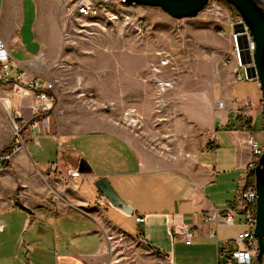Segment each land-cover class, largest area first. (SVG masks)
Instances as JSON below:
<instances>
[{
    "label": "crops",
    "instance_id": "0c3cea01",
    "mask_svg": "<svg viewBox=\"0 0 264 264\" xmlns=\"http://www.w3.org/2000/svg\"><path fill=\"white\" fill-rule=\"evenodd\" d=\"M55 1L66 14L62 0ZM52 4L0 0V40L12 56L3 93L21 71L47 80L53 65L49 49L56 40L60 47ZM225 71L224 79L212 80L206 100L197 103L198 112L174 150L175 161L107 130L67 134L43 124L32 127L39 113L34 94L13 97L26 145L0 162V245L11 248L3 264H113L109 253L119 240L108 233V225L120 235L137 237L171 264H216L218 244L246 228L236 217L234 226L218 227L213 238L214 226L202 217L234 207L239 188L256 166L247 140L264 145L259 84L241 73L235 79L230 67ZM6 122L0 103V152L12 140ZM81 159L90 173H78ZM51 164L58 169L51 170ZM101 177L108 178L133 214L113 207L100 193L95 182ZM175 226L191 228L190 245L174 233Z\"/></svg>",
    "mask_w": 264,
    "mask_h": 264
},
{
    "label": "rangeland",
    "instance_id": "374dc122",
    "mask_svg": "<svg viewBox=\"0 0 264 264\" xmlns=\"http://www.w3.org/2000/svg\"><path fill=\"white\" fill-rule=\"evenodd\" d=\"M256 1L264 9V0ZM59 6L53 0L50 8L60 47L58 40L50 47L53 65L45 73L55 84L47 126L56 132L107 130L175 161L174 150L188 132L189 118L198 112L197 103L208 97L212 80L224 79L227 67L235 79L246 74L242 59L241 74L235 72L232 55V33L241 19L223 0H210L195 18L174 19L159 8L134 5L115 20L97 24L73 20ZM6 123L11 147L16 137ZM5 151L0 152L1 163L12 152ZM107 228L119 240L109 253L113 264H171L137 237ZM10 253V247L0 245L2 264Z\"/></svg>",
    "mask_w": 264,
    "mask_h": 264
},
{
    "label": "built area",
    "instance_id": "2783aa9c",
    "mask_svg": "<svg viewBox=\"0 0 264 264\" xmlns=\"http://www.w3.org/2000/svg\"><path fill=\"white\" fill-rule=\"evenodd\" d=\"M65 11L73 20L89 21L98 23L101 19L115 20L118 15H122L123 11L128 10L134 3L128 0H62ZM240 17V16H239ZM240 23L242 18L240 17ZM249 37V51L253 54L255 50L254 42L250 37L247 29L245 32ZM234 31L232 33L234 50L232 51L233 63L237 65L236 73H240L239 68L242 66L241 51L238 47V36ZM12 56L8 46L0 40V89L7 83L11 75ZM231 63L228 61L227 64ZM244 77L247 79L246 74ZM240 79V77H239ZM26 91H31L37 101L35 105L38 110V116L34 119L32 127H37L41 124L48 125L49 112L54 102L55 84L52 81L44 79H36L31 77L27 72L21 71L12 81V87L5 90V96L0 95V103L4 110L5 116L10 124L12 132L16 137L10 155H3V159L10 160L12 154L20 151L25 147V140L22 134V113L19 109H14L11 99L15 96H22ZM219 106H222L220 103ZM247 145L252 151L254 162L257 165L258 159L264 153V145L260 142L249 138ZM6 154V153H5ZM256 167V166H255ZM58 169V164H51L50 169ZM76 173V171H75ZM249 173L248 178L242 183L236 196L234 207L225 212H212L204 215L202 221L205 224H212L214 227L210 232V236L217 237V228L220 226L231 227L235 225L236 217H242L243 225L246 229L244 232L232 239H225L218 244L217 248V263L216 264H254L258 254V241L254 233L256 223V201L257 191L255 179L252 181V174ZM141 222V219H137ZM174 233L181 235L185 239V243L190 245L194 233L191 228L185 226H175Z\"/></svg>",
    "mask_w": 264,
    "mask_h": 264
},
{
    "label": "water",
    "instance_id": "95a60500",
    "mask_svg": "<svg viewBox=\"0 0 264 264\" xmlns=\"http://www.w3.org/2000/svg\"><path fill=\"white\" fill-rule=\"evenodd\" d=\"M138 6L159 8L174 19L197 17L208 5L210 0H128ZM236 9L242 22L234 27V33L238 36V47L241 51V59L246 65L248 80L259 84L262 91L263 115H264V9L256 0H223ZM250 34L255 45L253 54L250 53ZM88 163L81 159L78 165V173H90ZM257 191L256 223L254 233L258 241V254L254 264L264 263V153L258 159L254 169ZM96 188L115 208L121 209L126 214H133L132 208L127 205L114 190L107 177H101L95 182Z\"/></svg>",
    "mask_w": 264,
    "mask_h": 264
},
{
    "label": "trees",
    "instance_id": "16d2710c",
    "mask_svg": "<svg viewBox=\"0 0 264 264\" xmlns=\"http://www.w3.org/2000/svg\"><path fill=\"white\" fill-rule=\"evenodd\" d=\"M9 151V149H6V151L5 152H8ZM255 179V176H254V173L252 174V178H251V180L253 181Z\"/></svg>",
    "mask_w": 264,
    "mask_h": 264
}]
</instances>
